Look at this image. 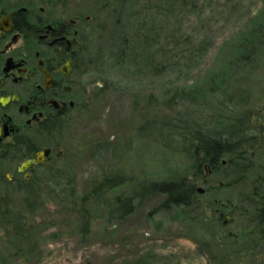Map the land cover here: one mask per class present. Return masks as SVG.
<instances>
[{
	"label": "rangeland",
	"instance_id": "1",
	"mask_svg": "<svg viewBox=\"0 0 264 264\" xmlns=\"http://www.w3.org/2000/svg\"><path fill=\"white\" fill-rule=\"evenodd\" d=\"M41 1L58 3L86 27L89 109L62 144L65 159L41 172L37 214L28 216L25 191H0V202L16 210L15 219L0 217V264H217L214 235L222 243L247 240L246 256L232 264H264V239L253 234L261 229L253 217L264 194V0ZM257 30L262 38L247 43ZM181 90L198 95L199 105H165ZM169 120L195 133L240 121L243 134L256 135V145L242 150L240 174L223 158L208 185L195 183L198 205L186 211L161 210L164 197L137 193L152 182L194 183L193 148L179 151ZM65 166L77 196L120 175L125 185L110 197H137L132 213L120 220L93 207L85 233L63 224L71 206L47 194V182L50 170Z\"/></svg>",
	"mask_w": 264,
	"mask_h": 264
},
{
	"label": "flooded vegetation",
	"instance_id": "2",
	"mask_svg": "<svg viewBox=\"0 0 264 264\" xmlns=\"http://www.w3.org/2000/svg\"><path fill=\"white\" fill-rule=\"evenodd\" d=\"M57 6L52 1L0 0L2 192L41 191L42 170L65 159L62 144L89 109L86 27L80 17L74 19ZM242 139L245 144L255 137L244 133ZM40 153L43 162H37ZM213 174L212 170L205 176V185ZM260 182L264 185V178ZM260 198L264 213V194ZM225 218L220 214L221 220Z\"/></svg>",
	"mask_w": 264,
	"mask_h": 264
},
{
	"label": "trees",
	"instance_id": "3",
	"mask_svg": "<svg viewBox=\"0 0 264 264\" xmlns=\"http://www.w3.org/2000/svg\"><path fill=\"white\" fill-rule=\"evenodd\" d=\"M109 2H107V4H109ZM260 31L262 32V30ZM252 35L254 36L247 38L246 42L255 44V41L260 39L259 36H261V34L259 30H257L252 33ZM245 47L246 44L241 48ZM255 47L256 45L253 46V48ZM215 91V88H211V94L216 98L217 95L215 93L217 92ZM198 99V95H195L192 92L187 94L185 91L181 90L165 105L171 106L173 103H176V105L179 106L180 102L199 105L197 103ZM214 107H216L215 109L221 113L225 110L222 108V103H219ZM164 121L166 120L162 121L163 126H165ZM169 121L171 125L166 127L169 128L168 131L170 137H172L177 144H182L183 146L179 151H188L190 148H193L190 156L194 165V183L186 182L184 179L178 181L170 180L152 182L149 184H141L140 192L137 193H139V199L149 198L156 195L164 197V201L160 206L161 210L169 211L172 209H182L183 211H186L193 206L198 205L197 188L195 183L200 179H205V176H203L205 167L216 171L222 163V159L228 156L230 160L229 165L233 167L234 173L240 174L237 172L240 169L238 162L243 159V151H239L238 148L243 145L242 150H244L246 147L245 144L249 143L252 147L256 145V142L255 140H249L247 142L245 141V144H242V137L244 134L242 133L240 121H236L235 123L232 122V124L228 125L225 130H221L220 123H218L217 126H197V133L192 132L188 128L183 129L182 123H177L175 120ZM217 121L219 120L217 119ZM152 124H156V122L153 121ZM252 137H256V135L252 134ZM48 175L49 180L47 186L50 187L51 190H49L47 194L49 193L58 202L69 204V206H71L69 214L62 218V223L67 224L73 231L85 233L91 229L94 220L91 211L93 207L95 209H100L104 206L108 211L107 215L109 217L120 220L126 218V216L132 213V201L137 197H110V194H114L116 190L125 185L124 180L120 175L106 177L102 181L95 182L90 193L83 196H77L76 191L74 190L76 178L71 172H69V169H67L66 166L63 169H52L49 171ZM242 180V176L239 175L237 181L241 182ZM24 195L26 200L24 207L26 208L28 216L30 217L37 214V212L41 210L40 207L43 206L40 198L41 195H39L38 192L31 190H25ZM254 206L258 207L257 204ZM15 212V206L12 205V203L4 201L0 202V217L7 221L10 220V218L15 219ZM253 218L256 220L257 225L263 229L264 213L261 205L257 208V211L254 212ZM49 227H56V224H50ZM261 229H258L253 233L258 234L259 236L261 234L259 241H263L264 239V232L261 231ZM203 236L207 237V234H204ZM243 240L244 239L240 238L230 244L227 242L222 243L214 235L212 245L214 246L215 251H217V253H215L217 264H232L233 258L243 257L242 255L246 256V253L243 254V251L249 250L250 247L245 245L247 240ZM251 243H249V246Z\"/></svg>",
	"mask_w": 264,
	"mask_h": 264
},
{
	"label": "water",
	"instance_id": "4",
	"mask_svg": "<svg viewBox=\"0 0 264 264\" xmlns=\"http://www.w3.org/2000/svg\"><path fill=\"white\" fill-rule=\"evenodd\" d=\"M49 153H50V151H46V155H48ZM43 159H44V153H40V154L38 155V161H37V162H43ZM37 162L34 161L33 163H37ZM30 164H31L30 161L24 163L23 166H22V169H21V170H26V169L29 167ZM205 183H206V182H204V184H205ZM203 191H204V190H202V189H198V192H199L200 194L204 193ZM223 206L225 207L226 205L224 204ZM228 220H229V219H228ZM227 222H228V221H225V222H224V225H226Z\"/></svg>",
	"mask_w": 264,
	"mask_h": 264
}]
</instances>
